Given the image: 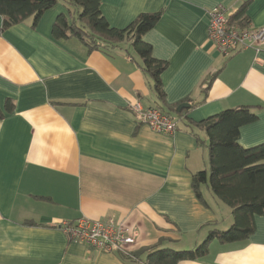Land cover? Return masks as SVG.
<instances>
[{
	"label": "crops",
	"instance_id": "crops-1",
	"mask_svg": "<svg viewBox=\"0 0 264 264\" xmlns=\"http://www.w3.org/2000/svg\"><path fill=\"white\" fill-rule=\"evenodd\" d=\"M244 2L248 26H264V0H101L102 14L120 29L142 13H160L142 38L168 63L165 100L129 37L109 52L55 39L57 16H69L62 0L36 26L30 16L0 33V264H147L70 240L60 223L83 217L137 224L140 250L163 238L193 249L204 229H219L221 210L208 201L220 199L205 185L206 204L192 185L210 161L200 122L253 106L258 119L240 129L239 142H264V46L225 55L208 38L211 10ZM186 100L190 111L182 109L174 133L139 123L131 107L139 101L176 116ZM255 224L247 239H214L205 256L178 264H264V215Z\"/></svg>",
	"mask_w": 264,
	"mask_h": 264
},
{
	"label": "trees",
	"instance_id": "trees-1",
	"mask_svg": "<svg viewBox=\"0 0 264 264\" xmlns=\"http://www.w3.org/2000/svg\"><path fill=\"white\" fill-rule=\"evenodd\" d=\"M62 1L67 5L69 16L64 13L57 16L52 30L55 39L76 38L90 51L109 52L129 37L134 50L143 60V71L154 82L157 97L165 100L162 73L168 63L155 58L152 55V45L142 38L159 21L160 13H142L128 27L120 29L110 26L102 14L101 0ZM59 2L60 0H0V16L3 18L0 33L30 16H34L33 26H36L44 12ZM246 8L247 2H244L233 17L242 27L249 25ZM213 80L212 77L206 80L204 92ZM188 100L183 102H189ZM14 106L8 100V110L11 111ZM153 107L176 121L182 115V111L174 116L171 111L159 105ZM3 118L4 113L0 109V120ZM257 119L258 114L253 106H239L223 110L200 122L209 138L210 173L206 169L198 171L193 176L192 185L202 202L206 203L201 189L202 184H205L218 199L229 205L234 218L232 225L226 230H210L207 237L194 249H177L173 247L174 240L163 238L154 247L137 250L134 257L130 258L142 259L143 256L147 259V264H178L182 260H195L205 256L214 239L226 243L241 241L255 231L256 216L264 215V142L244 147L239 138L240 129ZM28 223L36 224L31 221Z\"/></svg>",
	"mask_w": 264,
	"mask_h": 264
},
{
	"label": "built area",
	"instance_id": "built-area-1",
	"mask_svg": "<svg viewBox=\"0 0 264 264\" xmlns=\"http://www.w3.org/2000/svg\"><path fill=\"white\" fill-rule=\"evenodd\" d=\"M238 9L231 10L219 4L210 12L208 38L221 54L228 55L249 48L260 50L264 46V26L242 27L233 18ZM131 107L139 123L148 124L156 131L174 133L178 129V122L158 108L144 107L139 101ZM59 227L70 240L129 257H134L142 242L140 228L126 219L117 221L113 218L83 217L76 222H61Z\"/></svg>",
	"mask_w": 264,
	"mask_h": 264
},
{
	"label": "rangeland",
	"instance_id": "rangeland-1",
	"mask_svg": "<svg viewBox=\"0 0 264 264\" xmlns=\"http://www.w3.org/2000/svg\"><path fill=\"white\" fill-rule=\"evenodd\" d=\"M207 169H208V172L210 173V161H207ZM202 187L204 188V190H205V196H206V198L207 199H209L210 198V196H211V192L209 191V190H207L206 189V186H205V184H202ZM219 200V199H218ZM210 204H212V206H214L218 211H220L221 210V213H222V221L221 222H219V229H222V230H226V229H228L231 225H232V223L234 222V218H233V214H232V209H231V207L229 206V205H227V204H224L221 200H219V204H217V203H215L213 200H211V199H209V201H208ZM207 228L206 229H204L200 234H199V236H198V240H199V242L196 244V246L197 245H199L200 243H201V239H202V237L204 236V235H206V237H207ZM205 237V238H206ZM205 238H203V239H205ZM195 246V247H196ZM195 247H193V249L195 248Z\"/></svg>",
	"mask_w": 264,
	"mask_h": 264
},
{
	"label": "water",
	"instance_id": "water-1",
	"mask_svg": "<svg viewBox=\"0 0 264 264\" xmlns=\"http://www.w3.org/2000/svg\"><path fill=\"white\" fill-rule=\"evenodd\" d=\"M191 104L189 102H183L178 106V111H182L184 108H190Z\"/></svg>",
	"mask_w": 264,
	"mask_h": 264
}]
</instances>
